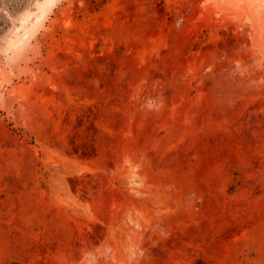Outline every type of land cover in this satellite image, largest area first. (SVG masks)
<instances>
[{"label": "rangeland", "instance_id": "1", "mask_svg": "<svg viewBox=\"0 0 264 264\" xmlns=\"http://www.w3.org/2000/svg\"><path fill=\"white\" fill-rule=\"evenodd\" d=\"M0 264H264V0H0Z\"/></svg>", "mask_w": 264, "mask_h": 264}, {"label": "bare ground", "instance_id": "2", "mask_svg": "<svg viewBox=\"0 0 264 264\" xmlns=\"http://www.w3.org/2000/svg\"><path fill=\"white\" fill-rule=\"evenodd\" d=\"M257 2V1H256ZM257 10V9H256Z\"/></svg>", "mask_w": 264, "mask_h": 264}]
</instances>
